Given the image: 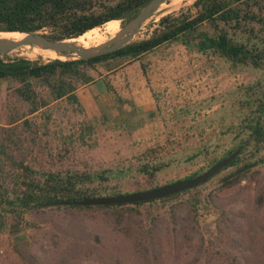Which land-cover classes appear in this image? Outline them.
Returning <instances> with one entry per match:
<instances>
[{"label":"rangeland","instance_id":"obj_1","mask_svg":"<svg viewBox=\"0 0 264 264\" xmlns=\"http://www.w3.org/2000/svg\"><path fill=\"white\" fill-rule=\"evenodd\" d=\"M194 1L164 3L141 25L132 42L148 38L166 14L181 10L195 14ZM118 22L117 32L124 25ZM112 37L102 27L90 38L75 41L88 47ZM40 55H44L41 50L25 45L10 56L47 62ZM91 74L95 81L76 90L80 107L59 100L33 114L12 94L17 83L0 80V135L3 141L1 129L9 127V115L26 114L29 125L17 123L11 137L17 146L7 143L10 150L20 149L33 169L111 170V180L100 191L115 195L149 190L207 170L232 147L229 134L221 131L237 122L246 88L256 85L264 90V70L248 67L230 74L223 61L188 52L176 43L162 45L138 60L123 61L109 72L105 65H97ZM101 81L114 92L105 90ZM117 97L122 103H117ZM204 148L207 153L191 159ZM147 162L168 166L154 177L132 175L134 168ZM2 168L0 177L4 168L8 170L6 165ZM245 168L244 178L231 187L223 182L236 167L190 191L188 195L199 194L200 200L209 198L220 217L204 219L195 229L185 224V232L174 231L179 249L175 244L170 248L166 220L170 214L180 223L190 220L184 203L187 196L166 207L159 203L150 210L147 205L140 208L141 220L161 216L155 223L156 241H161L167 254L158 264H264V150ZM21 217L20 234L0 235V264H146L145 259L125 252L127 244L105 210L51 207ZM13 221L8 216L7 223ZM18 242L25 244L20 250L26 262L14 251ZM239 249L249 252L239 254Z\"/></svg>","mask_w":264,"mask_h":264},{"label":"trees","instance_id":"obj_2","mask_svg":"<svg viewBox=\"0 0 264 264\" xmlns=\"http://www.w3.org/2000/svg\"><path fill=\"white\" fill-rule=\"evenodd\" d=\"M149 1L0 0V32H41L51 40H70L78 39L91 30L106 27L108 35L113 36L119 28L118 21L125 24ZM192 8L195 14L181 10L160 17L157 28L146 39L87 60L43 63L0 55V80L17 83V86L11 88L12 94L27 105L29 114H33L59 100L80 107L76 90L95 81L91 71L97 65H105L109 72L119 63L138 60L165 44L176 43L188 52L219 59L229 66L230 74L248 67L264 70V0H195ZM38 58L50 60L45 55ZM100 84L105 90L114 92L109 83L101 81ZM116 101L122 103L119 97ZM220 105L222 107L223 104ZM240 105L241 115L237 122L221 131L224 136L229 134L232 147L209 165L245 145L235 160L222 170L236 167V171L224 179L223 186L226 188L243 179L248 169L245 167L264 150V90L261 92L256 85L247 87ZM25 115H9V127L1 129L5 138L2 141L0 135V170L5 165L8 170L4 168V177H0V235L20 234L23 224L21 216L36 214L46 208L105 210L112 220L113 229L127 244L125 252L141 260L145 259L146 264H158V259L167 254L161 241H156L155 223L161 220V216L141 220L140 208L147 205L150 210L159 203L166 207L187 196L184 203L186 212L191 216L190 220L180 223L171 214L166 220L167 235L172 236L170 248L175 244L178 249L181 245L176 243L174 231L185 232L186 225L195 229L204 219L220 217V213L210 206L209 198L200 200L199 194L188 195L192 189L157 200L126 205L46 206L60 201H77L84 197L115 195V192L100 191L102 185L111 180L113 171H51L28 166L27 157L20 149L14 151L7 147V143L17 146V142L11 139L15 135L17 123L22 120V123L29 125V121L24 119ZM207 151L206 148L198 150L191 159ZM167 166L164 163L147 162L134 168L132 175L154 177ZM8 178L12 180L9 184L6 183ZM257 199L261 203L263 196L259 195ZM8 216L13 217V223H7ZM25 223L29 227L34 225ZM96 239L100 241L98 237ZM21 245L25 244L15 245L14 251L26 262L20 250ZM246 252L249 250L239 249V254L245 255Z\"/></svg>","mask_w":264,"mask_h":264},{"label":"water","instance_id":"obj_3","mask_svg":"<svg viewBox=\"0 0 264 264\" xmlns=\"http://www.w3.org/2000/svg\"><path fill=\"white\" fill-rule=\"evenodd\" d=\"M169 4V0H150L136 16L127 21L118 32L109 40L96 46L84 47L75 39L70 40H51L41 32H0V33H19L23 37L19 40L0 38V55L11 58V53L15 52L19 47L25 45L35 46L42 50L52 51L61 58H54L43 63H62L77 60H87L112 53L121 49L125 45L132 42L133 37L139 31L141 25L150 17H152L162 4ZM20 57V56H15ZM13 57V58H15ZM25 58V57H20ZM31 60L29 58H25ZM33 61V60H31ZM245 145L233 151L228 156L220 159L211 165L204 172L193 177L177 180L163 186L155 187L149 190L118 194L113 196L102 197H84L77 201H60L54 202L46 206H107V205H126L137 202H147L165 198L177 193L184 192L196 188L211 178L219 174L225 169L235 158L241 153Z\"/></svg>","mask_w":264,"mask_h":264},{"label":"bare ground","instance_id":"obj_4","mask_svg":"<svg viewBox=\"0 0 264 264\" xmlns=\"http://www.w3.org/2000/svg\"><path fill=\"white\" fill-rule=\"evenodd\" d=\"M164 5V4H162ZM161 5V6H162ZM160 6V7H161ZM160 9V8H159ZM96 33V29L94 30H91L89 32H87L86 34H84L83 36L79 37L78 39L80 40H84V39H87L88 37L90 38L92 35H94ZM114 36V35H113ZM23 37L22 34H19V33H0V38H8V39H14V40H19ZM112 37V36H111ZM35 47V46H34ZM37 48V47H36ZM39 49V48H38ZM42 51V53L48 57L50 60H53L54 58H61L62 57H59L57 56L54 52L52 51H47V50H42V49H39Z\"/></svg>","mask_w":264,"mask_h":264}]
</instances>
